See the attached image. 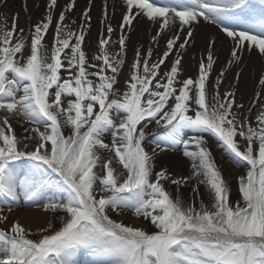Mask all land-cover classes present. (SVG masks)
Segmentation results:
<instances>
[{
	"label": "snow or ice",
	"instance_id": "1",
	"mask_svg": "<svg viewBox=\"0 0 264 264\" xmlns=\"http://www.w3.org/2000/svg\"><path fill=\"white\" fill-rule=\"evenodd\" d=\"M57 3L48 0L46 16L27 37L18 28V15L11 29L0 26V111L7 113L0 120V197L10 202L7 212L44 198L45 210L64 215L58 228L48 222L33 239L37 233L0 207L5 225L0 264H77L81 250L103 258L102 264H264V111L256 126L234 112V106L244 105L236 103L233 92L221 99L219 77L213 102H208L214 37L200 59L198 76L179 78L182 53L195 43L202 23L215 25L230 39L229 65L239 66L245 50L264 56V0H122L119 51H108L114 29L105 11L108 35L100 36L99 54L91 59L83 48L90 7L82 13L80 30L72 32L63 22L75 0L58 17ZM137 17L158 25L153 43L167 31L173 35L155 62H150L152 48L143 55L136 50L121 91L124 31ZM53 27L49 49L44 41ZM173 54L161 76V66ZM259 83L264 86V76ZM16 115L33 125L22 139L9 122ZM150 124L163 129L156 148L183 145V155L192 161L190 177L154 171L155 148L150 153L144 143ZM185 130L194 134L186 139ZM205 134L218 139L230 160L246 162L236 201ZM24 141H35L31 150ZM192 146L195 150H189ZM104 153L111 155L101 164ZM192 178L208 188L210 204L201 200L197 207L181 198L180 186ZM164 182L177 186L175 197ZM193 192L199 195L198 188ZM110 211H130L153 230L118 222Z\"/></svg>",
	"mask_w": 264,
	"mask_h": 264
},
{
	"label": "rangeland",
	"instance_id": "2",
	"mask_svg": "<svg viewBox=\"0 0 264 264\" xmlns=\"http://www.w3.org/2000/svg\"><path fill=\"white\" fill-rule=\"evenodd\" d=\"M110 1V0H109ZM113 1V0H111ZM69 2V0H58L57 7L55 9V16L58 17L60 11L64 10L65 5ZM89 2V0H87ZM47 4L48 0H0V26H4L5 23L8 29H11V25L13 22V17L18 15V28L24 29V36H28L29 29L31 26L35 25L38 22H41L47 14ZM87 5V6H86ZM25 6L27 10H25ZM90 7V23L91 27L88 28L87 24H84V28L86 29V38L83 44V48L85 52L88 54L89 58L99 54L98 46H99V38L101 35L107 37L106 32V22L105 17H98L97 8L98 5L94 2L92 6L88 5L86 1L81 2V0H75V7L73 10L66 12V18L63 22L66 26V30L72 32H78L80 30V25L83 23L82 13L86 8ZM115 9H108L107 11V23H111L114 31L111 34V40L107 45L108 51L110 54L115 55L119 51V37L121 35V31L119 25L121 23V17L123 10L118 14H115ZM93 14V16H92ZM105 16V15H104ZM109 18V19H108ZM109 20V21H108ZM135 30L132 31L134 34ZM170 35H173L172 32L168 31ZM53 33L54 27L50 28L49 33L45 38V43L51 48L53 42ZM133 34L127 32V29L124 31V35L127 36L126 39V63L121 71L119 76V84L117 87L120 88L121 91L125 90L126 84L125 82L129 79L130 76V67L134 60L136 50L139 49L141 54L143 55L148 48H152L153 55L151 57L150 62H155L162 55L165 50L166 39H159L157 43H153L151 36L149 39L147 37L143 38L141 41H136L133 39ZM224 39L222 41L225 43L227 41L231 42L230 39L226 38L223 35ZM216 38L219 40L220 38L216 35ZM198 40V38H196ZM146 40H149L146 42ZM201 41V39H199ZM199 41V42H200ZM202 42V41H201ZM219 47V46H218ZM221 48V47H219ZM68 51V50H66ZM192 46L185 50L182 55V63H181V73L180 79H186L188 77L196 78L199 74V62L201 56L198 51ZM218 58L216 59V63L214 64L213 70L210 74L209 82H208V102L212 103V97L216 94V80L217 77L220 78L221 83L219 84L218 91L221 99H223L224 95L228 92H233L235 94V100L237 104H243L244 107L237 109L234 106L233 111L238 115L243 114L248 117L253 126H256L257 116L260 112L264 111V86H261L259 80L262 76H264V72L262 69V61L263 59L255 52L254 50L248 53V58L245 61H252L258 59L256 64L248 66L244 64L241 68L236 66L235 64L229 65L228 61L226 62V58L222 55V51L217 52ZM175 55H171L169 59L166 61L165 65L161 66L160 74L167 72L170 69V66L175 59ZM223 60V61H221ZM95 62V61H93ZM221 71L224 72V75L221 76ZM240 73L239 78L237 79V73ZM256 82L255 87L253 88L252 84ZM257 94H259L257 96ZM255 101V103H253ZM251 108L252 111L249 112L248 109ZM7 113L0 111V120L6 116ZM9 122L11 123L15 134L19 138H23L28 135L25 132V128H31L33 125L29 124L24 118L20 115L9 117ZM118 122V121H117ZM158 128L155 124H150L146 131V139L145 146L146 150L150 153L155 148L156 155L154 157V171H160L161 169H166L167 172L179 179L182 177H190L192 174V161L190 158L185 157L183 155L184 148L183 145L176 146H167L162 145L161 148H156V142L159 140L160 134L150 135V132L154 129ZM43 127L41 126V131H43ZM163 132V131H162ZM65 133L69 134L67 127L65 128ZM192 130H185V138L187 139L189 136L193 135ZM207 147L211 150L212 156L214 158L215 164L218 170L222 173L223 178L227 182L230 192H231V200L236 201L239 197L238 191V177L244 175L247 171L246 162H241L239 164L233 162L229 159L224 150L219 146L218 139L211 135L205 134ZM240 140L241 147H244V141L238 137ZM110 141V137H106V142ZM29 146V150L32 149L35 141H24ZM189 150H195L194 146L190 147ZM111 154L104 153L102 154L101 164L103 161L108 158ZM114 166L118 171L121 170V166L115 164ZM203 177H200L202 179ZM166 189L173 194L176 195V185H172L168 182H164ZM198 188V193L193 192V188ZM179 192L181 198L184 200L186 204L195 202L196 206L199 207V203L203 200L206 204L211 203V193L208 188L203 184H198L197 178L189 179L187 184L181 185L179 188ZM47 195H51L50 193ZM46 202L44 198L41 201H37L34 203H30L22 206H14L13 210H17V212L26 211V216L31 221H37L39 218L42 219L37 226L32 227V231L37 233L32 238L35 239L38 236L39 229L42 227H46L48 222H51L57 228L61 224V218L63 217L62 212H53L52 210H45L42 204ZM8 201H5L3 197H0V207L4 208V214H9L7 212ZM38 212V213H37ZM109 215L117 220L118 222H124L125 224L135 225L144 227L149 232L152 231V227L150 226L149 221H144L142 219H138L131 214L130 211H123L120 214L115 212H109ZM10 219H17L16 217H10ZM22 223L23 217L19 218ZM33 222V224H36ZM5 229V225L0 223V230ZM77 264H100L98 261V257H94L88 254L86 250H81L76 257Z\"/></svg>",
	"mask_w": 264,
	"mask_h": 264
},
{
	"label": "bare ground",
	"instance_id": "3",
	"mask_svg": "<svg viewBox=\"0 0 264 264\" xmlns=\"http://www.w3.org/2000/svg\"><path fill=\"white\" fill-rule=\"evenodd\" d=\"M85 1L90 6H92L94 2L98 5L96 12L99 14L98 17L101 15L100 16L101 18L105 17L104 16L105 11H108V9L112 10L114 8L116 11L115 14L119 13V15H120V12L122 10H123V12L125 10L124 6L122 4V0H113V1H111V0L110 1L109 0H91V4H89V2H87V0H81V2H83V4ZM35 2H36V0H35ZM92 16H93V14H92ZM125 29H127V32H130V34H133L132 31L135 30L136 32L134 31L135 33L133 34V39L136 41H141L145 37H147V39H149L151 36H154L156 34V32L158 31V25L153 24L152 22H150L146 18L137 17V19L133 21L132 25L130 27L126 26ZM216 35L220 38L219 40L216 38ZM223 35L224 34L222 32H220L219 28H217L215 25L202 23L195 30V33H194L195 43L192 44L191 46L198 51V53L201 57L206 56V49L208 47V41L210 38L214 37L216 39V44H215V48H214V57L217 59L218 58L217 52L222 51V55L226 58L225 60L227 62V60L230 59V51H231L232 44L229 41L224 43L222 41V39H224ZM170 36L171 35L167 31L161 37H157V40L163 39V38L168 39ZM196 38H198V40ZM199 39H201L202 42ZM148 41L149 40H146V42H148ZM191 46H189V47H191ZM218 46L221 48H219ZM189 47H187L186 50ZM254 51L257 52V54L260 56L261 59H263L261 71L263 70V72H264V56H261L258 53V51H256V50H254ZM248 53H249V51H247V50H245L243 52L242 61L238 67L241 68L244 64H246L247 68H248V66L254 65V64H256V61L257 62L259 61L258 59L252 61V63L249 61V59H248V61H245V59L248 58V56H249ZM221 61H223V60H221ZM256 82L257 81H255L252 84L253 88L255 87ZM9 214H11V216H9V217H13V218L16 217L17 219H19V218L21 219V217H23L22 223L28 225L31 229H32V227L37 226L43 220V218L42 219L39 218L36 222L31 221L26 216V211L19 213V212H17V210H13ZM33 222H35L36 224H33Z\"/></svg>",
	"mask_w": 264,
	"mask_h": 264
}]
</instances>
